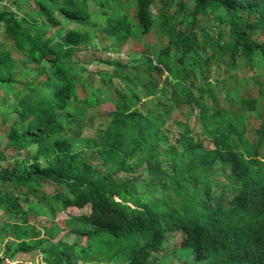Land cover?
Returning a JSON list of instances; mask_svg holds the SVG:
<instances>
[{
  "label": "trees",
  "instance_id": "16d2710c",
  "mask_svg": "<svg viewBox=\"0 0 264 264\" xmlns=\"http://www.w3.org/2000/svg\"><path fill=\"white\" fill-rule=\"evenodd\" d=\"M1 4L0 88L17 94L0 106L2 125L13 119L0 135V264H14L19 254L40 257L25 264H89L99 234V246L109 243L106 238L125 242L127 264H157L169 236L181 232L189 236L183 248L206 264L264 262V196L255 211L230 198L206 203L222 187L212 181L210 151L192 129L206 127L202 133L212 139L253 131L264 146V116L258 125L247 116L256 111V99L241 97L238 86L224 89L237 70L244 76L252 65L264 70V0ZM150 33L165 44H144L145 52L129 60L89 58L96 40L125 46ZM105 51L108 45L100 48ZM94 60L102 69L82 75ZM87 89L108 92L115 106L93 137L82 132L99 100L80 98ZM221 89L226 99L236 98L234 109L221 112ZM217 118L221 126L210 122ZM170 120L180 141L166 128ZM34 205L52 221L59 212L90 205V214L73 218L82 226L71 229L78 241L87 237V246L55 243L56 226L51 231L31 222Z\"/></svg>",
  "mask_w": 264,
  "mask_h": 264
},
{
  "label": "clouds",
  "instance_id": "9594fccd",
  "mask_svg": "<svg viewBox=\"0 0 264 264\" xmlns=\"http://www.w3.org/2000/svg\"><path fill=\"white\" fill-rule=\"evenodd\" d=\"M255 67L258 68L257 65L255 66L252 65L251 67L249 66L250 73L247 76L238 75V73H240L239 70H237V73H235L236 76L231 74L230 77L226 79V84H224L225 87L224 89H230L238 86L240 90L239 95L241 97L245 99H250V98L256 99L257 101V103L255 104L256 111L249 113L247 112V116L250 118V122L253 125H258L259 123L261 124L262 118L264 116V91H263L264 70L260 71ZM165 75L166 77H168L169 74L165 72ZM253 76L254 78L257 79L258 83L253 82L251 80ZM245 77H248L249 80H246ZM260 78H263V80L261 81ZM231 81L234 82L233 85H231ZM227 82H229V86H227ZM247 85H251L255 87V89H257L256 92L258 93L257 97H253L254 89H249L246 92L244 91ZM220 91H221L219 95L220 97H218L217 99L221 112H224L225 110L228 109H232L234 105L236 106L237 101L235 97L226 99V94L224 93V90L221 89ZM208 103L211 104L210 102ZM230 119H233V117L231 116ZM217 121H219V124L221 126V121L219 118L210 120V122H217ZM204 128L206 129V127H203L202 130L196 128H192V129H194L193 133L196 131V134L199 135L198 138L199 143L204 144L205 148H208V150L210 151L209 154H211L212 157L211 161H213L212 181L214 183L220 184L222 187L220 188L219 191L210 192L206 198V203L219 205V203L223 198H230V199H234L237 202V207L242 209L243 211L244 210L255 211L262 204L260 203L261 195L264 196V166H263L264 146L261 144V139H259V135L253 131H248L245 134H241V135L234 134L228 139H224L221 136L218 138L219 135L217 134L216 135L217 137L212 139L208 134L202 133L204 131ZM221 140L226 141L228 143H224L218 150L217 143L220 142ZM247 173H249L248 176ZM250 195H251V202L247 201V198ZM204 199L205 198H203V200ZM117 200H119V198H117ZM242 203L244 204V206L242 205ZM87 207L90 208V212H91V206L88 205ZM70 209H78V208H70ZM70 209L66 211H69ZM84 209H78V210H84ZM90 212L88 214H90ZM71 219L74 220L73 218ZM75 223L76 225H81L78 224L77 222ZM73 227L75 226H72L71 229ZM72 234L75 235L74 243H78L79 245L82 246L81 242L84 238H86V246L89 243L87 237H83L81 241H78L76 234L75 233ZM179 234L182 235L180 245L178 246V248L174 247V249H171L169 245L173 244V242H177L173 238L175 236L177 237V235ZM187 238H189V236L187 233L185 234V232L174 233L173 235L169 236L165 246V251L162 252L159 251L156 254V259L158 260L157 264H206L207 259L199 261L196 259L197 258L196 252H193L186 247L183 248L182 242ZM263 239H264V233L261 234L260 241H262ZM60 240H65V239L62 238ZM121 258L125 260L126 264L128 263L127 259H125L124 256H121L120 259ZM115 261H117V259H110V258L106 259L103 256H100L99 261L94 258L92 262L89 264L92 263L111 264L112 262ZM261 264H264V262Z\"/></svg>",
  "mask_w": 264,
  "mask_h": 264
},
{
  "label": "rangeland",
  "instance_id": "374dc122",
  "mask_svg": "<svg viewBox=\"0 0 264 264\" xmlns=\"http://www.w3.org/2000/svg\"><path fill=\"white\" fill-rule=\"evenodd\" d=\"M5 5V4H4ZM3 4L0 5V7L4 6ZM24 12V11H22ZM100 20V22H102V19L98 18ZM71 27V26H69ZM68 27V29H69ZM57 30V29H56ZM56 30H52L51 34L53 35L55 33ZM62 34V33H61ZM63 35V34H62ZM58 38H61L60 36H58ZM144 42L139 43V42H131L128 43L125 46H115L113 44H108L110 43L109 40H106V38L104 40H96L94 44H96L97 49H92L91 53H95V54H89V58H93L94 57H99L102 56L103 58L106 57H111V58H115V59H123V60H129L130 58L134 57V56H138L137 54L145 52V47L144 44L147 43H151L154 46H158L159 42L161 43V41H159L160 37L156 34L150 33L148 36L144 37ZM5 38V34H4V29L2 27H0V40L4 41ZM7 45L10 47L12 46L11 41L8 42L6 41ZM161 44H165V43H161ZM109 47V51L110 52H100V48H104L105 46ZM81 59H87L86 57V53L82 52V54L80 55ZM34 66V65H33ZM31 66V67H33ZM102 65L94 60L92 63H90L89 65H86V72H83L82 75L84 76H89V74H95L96 72H98L99 69H102L101 67ZM166 78V75L164 77V79ZM99 76L96 75L94 77V89L97 90V85H99ZM260 80L262 81L263 78H260ZM234 82L231 81V85H233ZM227 86H229V82H227ZM249 89H254L253 90V97H257L258 93L257 89H255V87L251 86V85H247V87L244 89V91H248ZM264 91V90H263ZM16 89L14 88H9L7 90V93L5 92V90L0 88V106H3L2 103L4 101H6V96L8 97V99L10 100V98H14L16 95ZM79 96L80 98H85V97H95L98 98L99 100V104L96 105V107L90 111L88 118L85 121L84 127H83V135L86 137H93L95 135V133L97 132L98 129H102L99 127H102L104 125H106L109 122V115L115 110V106L113 104L112 101L109 100V93L106 91H100L97 94L93 92V90L91 89H87L85 90V92L81 91L79 92ZM3 109V108H2ZM142 110L147 111L146 108H143ZM177 115V114H176ZM178 119H181V116H178ZM13 119L10 118V120L8 121L9 124L12 123ZM8 124V123H7ZM2 125L1 122V117H0V135L3 134L5 132V129L8 128V125ZM166 128L171 129V136L172 138L176 141V140H181L182 137V133L177 134V132L179 131L178 128L174 127L173 124V120H170L169 122H167L166 124ZM45 189L47 191H49V193H51L53 190L51 187H45ZM44 190V191H46ZM25 206V205H24ZM37 206L38 205H34L32 206L29 211L31 213L30 215V220L31 222L36 221V224L39 226H44L45 229H57V234L55 236V240L54 242L56 243L58 240L60 239H65V241H68L69 243H74L75 241V235L72 234L70 232L71 227L72 226H82V225H76V223L74 222V220H72L71 218L74 217H79L82 214H88L90 212V208L87 207L84 210H78V209H70L69 211L66 212H61L59 214H57V218L54 219V221H52L50 219V216L48 214V212L44 213V214H39L37 213ZM2 212L0 211V222H2ZM53 226H56L55 228ZM53 229L51 231H53ZM97 237V236H96ZM94 237V238H96ZM104 235L103 234H99V237L96 239V243L95 246L93 248V252H92V256L96 259H99L100 256H103L104 258H110V259H117V261L112 262L111 264H126L124 259H120V255L119 252L126 258V253H122V249L125 245V242L122 241H115V243H110L112 238H106V240L109 242L107 245H104L101 243V246H99L98 241L103 238ZM175 241L177 242H173V244H170L169 247L171 249H174V247L178 248V246L180 245V241L182 239V235H177V237L175 236L173 238ZM82 246H86V238H84L81 242ZM2 252H0L1 254ZM161 255V254H160ZM40 257H36V256H31V255H24V254H19L16 255L14 257V259H12V263L14 264H25L26 262H31V261H37L39 260ZM103 260V259H102ZM99 261V260H98ZM104 261V260H103ZM92 264H96V263H92ZM98 264V263H97ZM100 264H104V263H100ZM108 264V263H105Z\"/></svg>",
  "mask_w": 264,
  "mask_h": 264
}]
</instances>
